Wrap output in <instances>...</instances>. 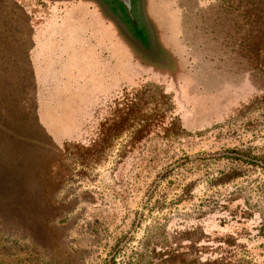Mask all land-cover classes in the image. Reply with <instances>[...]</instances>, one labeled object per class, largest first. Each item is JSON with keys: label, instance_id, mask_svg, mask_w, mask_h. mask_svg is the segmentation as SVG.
<instances>
[{"label": "rangeland", "instance_id": "obj_1", "mask_svg": "<svg viewBox=\"0 0 264 264\" xmlns=\"http://www.w3.org/2000/svg\"><path fill=\"white\" fill-rule=\"evenodd\" d=\"M0 264H264V0H0Z\"/></svg>", "mask_w": 264, "mask_h": 264}, {"label": "crops", "instance_id": "obj_2", "mask_svg": "<svg viewBox=\"0 0 264 264\" xmlns=\"http://www.w3.org/2000/svg\"><path fill=\"white\" fill-rule=\"evenodd\" d=\"M174 13H175V12H174ZM150 16H151V13H150ZM172 17H173L174 20H171V19H170V22L168 21L170 24H169L168 22L166 23V19H164L163 22H161V20H159V21H160V27H159V28L162 29L161 26H163V25H164L165 27H166V26L170 27V25H172V29L174 30V33H175V30H176L177 27H178V22H179V20H178V18H177V14H176V13H175L174 16H172ZM154 19H155V18H154ZM154 19H153V20H154ZM158 19H159V18H158ZM168 38L171 39L170 37H168ZM168 38H167V39H168ZM159 42H160V44H162V46L165 48L166 51H170V49H169V48H170V45H169L168 42L166 41V38L164 37V35H162V39L160 38ZM161 42H162V43H161ZM172 42H173V44H174V41H173V40H172ZM171 45H172V44H171Z\"/></svg>", "mask_w": 264, "mask_h": 264}, {"label": "trees", "instance_id": "obj_3", "mask_svg": "<svg viewBox=\"0 0 264 264\" xmlns=\"http://www.w3.org/2000/svg\"><path fill=\"white\" fill-rule=\"evenodd\" d=\"M237 176V174L236 173H233V172H230V173H227V174H225L224 176H222L223 178H222V181L223 182H226V181H228V180H230V179H232V178H235ZM201 262V261H200Z\"/></svg>", "mask_w": 264, "mask_h": 264}, {"label": "flooded vegetation", "instance_id": "obj_4", "mask_svg": "<svg viewBox=\"0 0 264 264\" xmlns=\"http://www.w3.org/2000/svg\"><path fill=\"white\" fill-rule=\"evenodd\" d=\"M126 9H127V7H126ZM128 10V9H127ZM142 24H143V22H142ZM129 31V30H128ZM130 32V31H129ZM141 32H142V34L140 35L141 36V38L142 39H144V41L146 42V43H148V41H149V36L147 35L148 34V32L144 29V30H141ZM131 33V32H130Z\"/></svg>", "mask_w": 264, "mask_h": 264}]
</instances>
